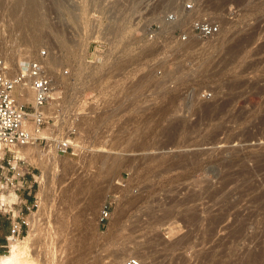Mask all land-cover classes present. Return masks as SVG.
Returning <instances> with one entry per match:
<instances>
[{"label": "rangeland", "instance_id": "1", "mask_svg": "<svg viewBox=\"0 0 264 264\" xmlns=\"http://www.w3.org/2000/svg\"><path fill=\"white\" fill-rule=\"evenodd\" d=\"M0 1L5 65L57 85L28 153L0 150L36 181L20 264H264V0Z\"/></svg>", "mask_w": 264, "mask_h": 264}, {"label": "built area", "instance_id": "2", "mask_svg": "<svg viewBox=\"0 0 264 264\" xmlns=\"http://www.w3.org/2000/svg\"><path fill=\"white\" fill-rule=\"evenodd\" d=\"M192 30L200 36L207 37L216 32V27L208 23H194ZM40 55H45V52H41ZM41 58L42 56H39L23 61L19 64V69L11 73L0 57V150L9 152L11 149L25 146L32 140V133L23 127L27 111L15 100V89L27 79L30 80L33 91L31 104L33 123L37 128H41L44 123V116L39 110L48 102L53 81L46 73ZM56 147L60 154H65L69 149L68 141H58ZM0 163V215L10 223L5 242L0 244V254H5L9 251V243L22 238L27 232L28 223L25 216L31 212L35 202L32 207H26L25 214L20 209L21 194L30 189L27 186L29 173L25 172L27 170L25 158L11 155ZM106 215L104 211L103 217ZM124 264L142 262L137 258H130Z\"/></svg>", "mask_w": 264, "mask_h": 264}, {"label": "bare ground", "instance_id": "3", "mask_svg": "<svg viewBox=\"0 0 264 264\" xmlns=\"http://www.w3.org/2000/svg\"><path fill=\"white\" fill-rule=\"evenodd\" d=\"M39 1H41V0H26V6H25V15H30V14H32L36 9H38V2ZM63 1H65V0H53V2H54V4H60V3H63ZM166 1V0H165ZM167 2L169 3V4H173V0H167ZM175 3V2H174ZM17 5V4H16ZM16 5H12L10 8V11H12L11 13H13V12H15L16 10ZM0 8H3V4L1 3V1H0ZM185 12V11H184ZM181 14H183V12L181 13ZM178 15V14H177ZM179 18V17H178ZM172 19H174V18H172ZM176 19V18H175ZM174 19V20H175ZM182 19V18H181ZM170 20V19H169ZM21 21V20H20ZM171 21V20H170ZM160 22H162V21H160ZM159 22V23H160ZM169 22V21H168ZM176 22V21H175ZM181 22V21H180ZM18 23H20V22H18ZM23 23H24V21H23ZM167 24V22L165 23V25ZM169 24V23H168ZM174 24V23H173ZM176 24H177V22H176ZM20 25V27H22L23 28V24H19ZM22 25V26H21ZM177 26V25H176ZM168 29V28H167ZM24 52H22L23 54H26L27 52H26V49L25 50H23ZM20 58V57H19ZM24 60V59H23ZM18 61V64H20V62H21V60H17ZM43 63H44V65H52V61L51 60H49L48 58H44L43 59ZM25 81H27V84H28V86H24V85H22V83L23 82H21L18 86H17V91L19 92V96H20V98H24V99H26L28 102H30L31 104L33 103V91H32V88H31V85H30V80H25ZM59 89V88H58ZM55 96H57V85L56 84H54L53 83V85H52V88H51V91H50V93H49V97H51L52 98V100H55L54 98H55ZM17 99H18V97H17ZM23 99V100H24ZM16 100V99H15ZM25 100V101H26ZM16 102H17V104H19V105H22V104H20L17 100H16ZM23 106V105H22ZM51 106V105H50ZM48 107V106H47ZM47 107L46 106H44V107H42L39 111H40V113L42 114V115H51V114H53L52 112H51V110L52 109H55V107L53 106V107H51L52 109H47ZM49 108V107H48ZM56 111V110H55ZM29 118H33V114L32 113H28V112H26V115H25V118H24V122H23V127L25 128V126H24V123L25 124H27V122H29ZM33 125H31V123L29 124V126H30V128H31V131H29V132H31L32 133V140L28 143V144H26L25 146H21V147H17V151H19V153H21V154H27L28 152H26V150H28V148H30L29 146H31V144H32V142L35 140V138L36 137H38V136H41L42 135V132H41V128H37L36 126H35V124L34 123H32ZM25 154V155H26ZM40 196V195H39ZM40 199V198H39ZM33 214L34 213H32L31 215H30V219H29V225L30 226H32L33 225V219L35 218V219H37L36 217H34L33 216ZM34 217V218H33ZM38 217V216H37ZM35 222H36V220H34ZM35 225V224H34ZM28 228H30V227H28ZM35 228V227H34ZM33 229V228H32ZM170 229V228H169ZM34 231V230H33ZM30 232V231H29ZM173 232V231H172ZM33 233V232H32ZM169 235V234H168ZM168 237V236H167ZM19 240V239H18ZM18 240H15V241H11L10 243H9V251L7 252V253H5V254H1L0 255V264H20V262H22V260L20 261V258L18 257V252H19V242H18ZM140 248V247H139ZM143 252V251H142ZM113 253V252H112ZM142 254V253H141ZM143 256H144V254H142ZM121 256H122V254H120V253H116V251H115V253H113V254H109L107 257L109 258H107V260L108 261H106L107 263L106 264H119V262H120V258H121ZM130 259V258H129ZM69 261V260H68ZM24 262V261H23ZM73 262V261H72ZM71 262V263H72ZM75 262V261H74ZM54 263V262H53ZM65 263H67V262H65ZM70 263V264H71ZM74 264V263H73ZM76 264V263H75ZM121 264V263H120Z\"/></svg>", "mask_w": 264, "mask_h": 264}, {"label": "crops", "instance_id": "4", "mask_svg": "<svg viewBox=\"0 0 264 264\" xmlns=\"http://www.w3.org/2000/svg\"><path fill=\"white\" fill-rule=\"evenodd\" d=\"M1 162V161H0ZM1 164V163H0ZM32 174L27 175L28 187H30L29 191H24L21 194V204L20 209L25 214L26 207H32L35 202V188L36 181ZM10 223L9 221L2 215H0V244H4L5 237L9 233Z\"/></svg>", "mask_w": 264, "mask_h": 264}]
</instances>
